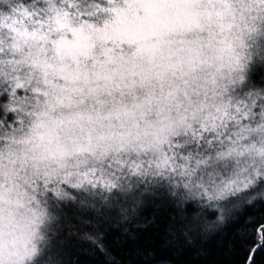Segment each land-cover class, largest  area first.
Here are the masks:
<instances>
[{
    "label": "snow or ice",
    "instance_id": "obj_1",
    "mask_svg": "<svg viewBox=\"0 0 264 264\" xmlns=\"http://www.w3.org/2000/svg\"><path fill=\"white\" fill-rule=\"evenodd\" d=\"M144 198L264 201V0H0V264H65L63 221Z\"/></svg>",
    "mask_w": 264,
    "mask_h": 264
},
{
    "label": "trees",
    "instance_id": "obj_2",
    "mask_svg": "<svg viewBox=\"0 0 264 264\" xmlns=\"http://www.w3.org/2000/svg\"><path fill=\"white\" fill-rule=\"evenodd\" d=\"M128 209L126 217L105 208L104 215L85 210L88 219L63 221V239L69 241L65 264H245L250 248L264 225V201L237 202L223 222L217 213L196 205L176 206L162 200L144 198ZM203 218L210 226L185 238L184 214ZM99 229V231H97ZM85 234L93 235L101 247L82 245ZM264 264V250L256 256Z\"/></svg>",
    "mask_w": 264,
    "mask_h": 264
}]
</instances>
